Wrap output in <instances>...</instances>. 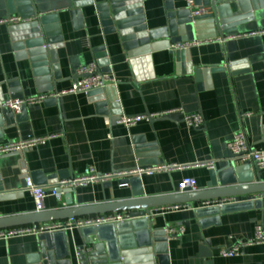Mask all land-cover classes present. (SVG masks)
<instances>
[{"label": "crops", "instance_id": "obj_1", "mask_svg": "<svg viewBox=\"0 0 264 264\" xmlns=\"http://www.w3.org/2000/svg\"><path fill=\"white\" fill-rule=\"evenodd\" d=\"M110 1L95 0L76 7L74 0H0V19L13 14L52 13L45 26L59 37L55 41L56 63L50 62L48 51L46 57L42 53L18 57L9 27L0 24L3 98H12L7 82L13 79L21 98L68 88L74 70L95 61V50L101 48L108 60L102 71L116 79L118 103L112 108L109 102L91 101L90 95L76 93L30 103L18 114L0 112V144L53 135L21 153L0 155V216L35 211L33 199L22 184V163L37 185H51L42 183L50 177L59 181L80 177L88 169L108 174L142 165L179 166L142 174L134 186L120 183L127 179L120 177L75 186L76 203L88 204L134 197L135 189L144 196L175 193L178 183L187 176L195 179L196 190L205 189L209 169L196 164L213 160L215 169L225 167L229 160L226 143L238 130L244 131L250 145L264 148V33L260 32L264 30V0L229 2L219 16L217 36L224 40L187 47L191 73L186 72L176 50L148 53L140 46L134 52L126 51L118 32L112 29L110 17L102 18L99 11L101 8L107 13ZM138 3L147 30L164 27L169 9L185 7L184 0ZM185 30L187 41L198 39L191 24L186 23ZM177 107L186 113L201 112L203 126L187 127L179 112L146 118L129 127H107L102 120L107 112L115 117ZM234 161L244 167L242 175L246 177L239 183H264V169H253L250 162L241 159ZM63 203L61 194L49 193L43 200V210L59 208ZM149 216L154 229L183 228L182 234L167 238L162 254L165 264H264V243L245 246L234 257L218 254L220 247H230L238 237H250L255 225L264 227V200L215 217H199L193 208L164 211L161 207L151 209ZM55 232H46L44 238L50 258L40 254L43 245L38 235L0 239V264H67L66 259L70 260L68 264H80L76 248L85 237L92 238L94 244H103L115 255L109 226L95 232L64 230L66 241ZM142 256H132L131 264L151 263ZM152 261L159 264L154 254Z\"/></svg>", "mask_w": 264, "mask_h": 264}, {"label": "water", "instance_id": "obj_2", "mask_svg": "<svg viewBox=\"0 0 264 264\" xmlns=\"http://www.w3.org/2000/svg\"><path fill=\"white\" fill-rule=\"evenodd\" d=\"M170 1V0H166ZM197 4L209 6L210 12L201 16L190 17L189 10L183 7L179 10H172L166 14V25L161 28L147 30L143 24V18L140 15L138 0H111L106 13L101 11V17L109 16L112 22V29L118 32L121 41L126 51H132L140 46L144 50L150 42L158 39H167L171 42H185L187 41L185 24H191L198 39L212 38L220 34V19L222 10H227V4L235 0H195ZM92 0H74L76 7L82 5L92 4ZM37 12L22 16H35ZM48 17L36 18L30 22L9 26L10 33L22 34V38L31 40L34 38H41L44 36L46 41L51 45L48 48V55L50 62L56 63L55 41L59 40L55 36L56 32L48 31V26H45V20ZM50 29V28H49ZM27 44H31L27 41ZM33 54H36L33 53ZM176 56L184 63L187 73H191L193 65L190 61L189 49L184 48L176 50ZM95 62L99 70H103L108 65L105 53L102 49L95 50ZM57 67L54 65L52 69L55 71ZM12 98H21L19 90L16 87L15 80L7 82ZM1 85V84H0ZM3 97L0 94V100ZM91 101L109 102L110 107L116 108L118 106L117 97L115 94V85H108L103 90L92 93L89 96ZM104 102V103H105ZM2 112L12 113L9 110ZM21 153V151L16 152ZM228 163L225 167L220 169H210L209 181L205 189L200 190H184L175 193L160 194L144 196L137 189H135L134 197L104 200L96 203L78 204L73 197L75 186H59V179L56 177L47 178V181L42 183L53 184V191L63 196V205L59 208L46 209L41 211H32L28 213L14 214L8 216H0V230L23 227L41 223H49L55 221H62L69 218H77L84 216L100 215L114 212H126L128 219L117 222L115 224H105L95 228L86 227L84 229H91L94 232L101 227L109 226L112 229V238L114 243L115 255L109 248L104 247L103 244H94L92 238L85 237L81 246L76 248L77 256L80 264H130L133 259L132 256L141 253L144 248H149L159 264H165L162 254L165 253V242L167 235L164 228L154 229L152 227V220L149 216V211L153 208L168 206L179 203H188L193 205L201 201L216 199L227 196L257 194L264 192V183H239L246 176L242 175L244 167L237 166L232 154L228 153ZM142 162V161H141ZM156 162H153L155 164ZM22 184L25 186L24 178L29 176L32 183L31 175L26 171L23 163L20 165ZM140 181L139 176H131L123 179L120 183L130 184L134 186ZM40 183V182H38ZM218 184L222 187H218ZM37 185V184H36ZM263 200L244 201L233 204H227L220 207H200L196 208L195 213L199 217H215L220 213L242 209L257 205ZM65 240L63 231H57ZM46 233L38 235L42 242L43 248L40 249L41 255L51 257L47 252V245L44 241ZM66 241V240H65ZM112 249V250H114ZM68 251L65 256H67ZM67 264L70 263L69 259ZM46 264V261H43Z\"/></svg>", "mask_w": 264, "mask_h": 264}, {"label": "built area", "instance_id": "obj_3", "mask_svg": "<svg viewBox=\"0 0 264 264\" xmlns=\"http://www.w3.org/2000/svg\"><path fill=\"white\" fill-rule=\"evenodd\" d=\"M93 2L95 0H92ZM185 7L189 10L190 17L201 16L208 14L210 8L202 4H197L195 0H184ZM52 13H40L37 12L35 16H22L18 14L8 15L0 19V24H5L8 27L13 25H19L23 23L30 22L36 18L47 17ZM264 33V30L260 31ZM235 36V35H233ZM230 36V37H233ZM213 40L223 41V37L216 36L212 38L197 39L191 42H171L167 39H158L149 43L146 51L151 53L158 49H173L180 50L187 48L191 45H197L200 43H208ZM12 48L16 56H24L33 53H42L46 57V53L50 46V43L46 41L43 37L34 38L31 40H26L22 38V34L12 33L11 34ZM30 41L31 44H27ZM116 79L106 71L99 70L95 61H90L86 64L78 66L74 70L73 78L71 84L68 88L62 89L60 91L54 92H42L35 96H29L24 98H3L0 100V112L4 110H9L14 114H18L22 109L34 102L43 101L46 99H57L63 94H76L85 93L92 94L103 90L105 86L115 85ZM171 112H179L182 115V122L189 128H201L204 124V118L201 112L186 113L182 108L177 107L168 111L150 113V114H140V115H118L112 117L110 113H106L102 116L104 125L107 127L112 124L133 126L139 121L146 118L162 117ZM248 115V114H246ZM28 137L26 139H18L6 143L0 144V155H6L11 153H16L24 149L32 148L37 145L43 144L47 139L52 137ZM109 138L110 134L107 135ZM226 149L228 153L232 154L234 158L241 159L242 161H247L251 163L253 169H264V148H255L248 142L246 135L243 130H238L232 138L226 143ZM206 167L207 169H214L215 162L213 160L205 161L202 163H197ZM176 164H156V165H142L137 166L133 169L127 171H117L108 174H97L93 169H88L87 173L68 180L59 181V186H77V185H87L90 183H95L98 181H103L112 177L129 178L131 176H140L142 174H153L156 172H163L171 169L178 168ZM25 186L24 188L30 193L35 211L43 210V200L49 194L58 195V193L53 191V185H36L33 184L30 177L26 176L24 178ZM196 181L193 177H184L178 183V191L182 192L184 190L194 191L196 190ZM254 200H264V192L251 194L248 196L238 197V196H227L216 199H210L201 201L196 207L188 203H179L168 206H161V210L164 211H178L185 208H200V207H211V206H223L227 204H233L244 201H254ZM128 219L126 212H114L100 215L84 216L77 218H69L62 221H55L49 223H41L23 227H15L9 229L0 230V239H6L9 237L20 236L25 234L39 235L41 233L52 232V231H64L71 229H82L86 227H98L105 224H115L117 222H122ZM167 238L176 237L183 233L182 227H169L164 229ZM264 243V227L261 224H257L254 227L253 234L250 237H238L234 240L230 247H220L218 249V254L222 257H234L241 253L242 248L249 245ZM143 252L134 255H143L142 257L147 261H151L153 264V252L149 248H144L141 250ZM131 264V263H130Z\"/></svg>", "mask_w": 264, "mask_h": 264}]
</instances>
